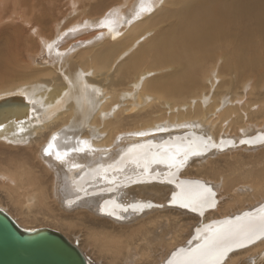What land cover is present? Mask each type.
I'll use <instances>...</instances> for the list:
<instances>
[{
    "label": "bare ground",
    "instance_id": "6f19581e",
    "mask_svg": "<svg viewBox=\"0 0 264 264\" xmlns=\"http://www.w3.org/2000/svg\"><path fill=\"white\" fill-rule=\"evenodd\" d=\"M45 1L0 0V21H14L0 30V100L28 105L0 123V154L16 149L0 156V191L30 228L59 231L92 264H166L200 243L197 228L264 205V142L241 143L264 132V0H95L93 25L75 23L79 12L49 37ZM193 137L216 147L179 171L157 162ZM78 140L92 150L59 163L55 152ZM172 172L210 185L215 207L201 214L172 203L177 185L158 182ZM105 201L152 206L109 205L113 216L101 211ZM69 227H80V242ZM225 264H264V241Z\"/></svg>",
    "mask_w": 264,
    "mask_h": 264
},
{
    "label": "snow or ice",
    "instance_id": "6c2138e0",
    "mask_svg": "<svg viewBox=\"0 0 264 264\" xmlns=\"http://www.w3.org/2000/svg\"><path fill=\"white\" fill-rule=\"evenodd\" d=\"M141 11H151L141 9ZM49 48L52 45L48 46ZM143 136L145 133H137ZM57 140V136L52 137V141L44 149L46 156L53 155V142ZM264 142V132L259 133L256 137L241 140V143ZM59 146L57 145V148ZM208 147H216L211 143V138L204 139L202 137H193L188 140L187 147L178 150L177 153L168 158L167 161H157L159 163H168L169 168H175L179 171L184 167L190 156H199ZM92 150L88 141L78 140L70 150L55 152V159L61 163H68L71 153H86ZM131 151V150H130ZM145 159L147 154L145 153ZM73 168H80L81 165L73 164ZM175 173H171V178H174ZM179 192L172 193V203H178L183 208H188L193 212L199 211L203 214L204 209L213 208L216 205V193L213 188L200 181H180L177 184ZM79 199V196H77ZM69 201L68 203H72ZM109 205H114L116 208H122L123 211L132 209L133 211L141 210L144 207H151L149 204L139 202L128 205L115 204L113 201H105L101 206V211H108ZM109 214H115V211ZM122 218V217H121ZM199 234L197 239L200 243L194 248H179L172 252L171 257L167 259L166 264H225L226 258L235 250L245 249L248 246L254 245L257 242L264 241V205L253 212H245L233 219H225L214 221L212 224L205 225L203 228H197Z\"/></svg>",
    "mask_w": 264,
    "mask_h": 264
},
{
    "label": "water",
    "instance_id": "95a60500",
    "mask_svg": "<svg viewBox=\"0 0 264 264\" xmlns=\"http://www.w3.org/2000/svg\"><path fill=\"white\" fill-rule=\"evenodd\" d=\"M15 99L17 98L12 97L0 100V123L9 121L11 119H20L26 114L28 110L27 103L16 102ZM139 147L143 148L145 146ZM155 174L156 176H153L152 173L148 176L158 181L161 176H159L157 173ZM170 176L171 174H169L167 178H163L158 182H165L171 184L172 186H175L180 181H198L194 179H182L177 175H175L174 178H171L170 180ZM176 189L179 190V188L177 187ZM176 206L183 208L178 203H176ZM112 211L113 210L111 209L110 212ZM209 224H212V222ZM194 237L195 234L190 236L189 240L191 239L192 241ZM187 242L189 243V241ZM0 264L92 263L88 260V258H86V256L82 254V252L76 247V245L70 242L59 231L49 227H22L17 224L16 221L6 211L0 208Z\"/></svg>",
    "mask_w": 264,
    "mask_h": 264
},
{
    "label": "rangeland",
    "instance_id": "374dc122",
    "mask_svg": "<svg viewBox=\"0 0 264 264\" xmlns=\"http://www.w3.org/2000/svg\"><path fill=\"white\" fill-rule=\"evenodd\" d=\"M47 1L48 2L45 1L44 2V5H43L44 6V11L47 13L44 16V19H45L46 23L48 24V26H50V30L47 31V37L51 36L52 34L56 36L57 34H60L63 31L67 30L69 28V26L71 25V22H72L71 21V18L73 16H75L79 12L82 13V15L80 17H77L78 19H76V22L75 23L82 22L84 24L93 25L94 22H95L94 19L99 16V15L96 16L93 13L95 11L94 10V6L95 5L93 6L95 0H55V1L54 0H47ZM85 12L88 13V15L90 16V18L85 17V16H87V14H85ZM84 14H85V16H84ZM53 20H56V22H59L58 25H55L54 23H52ZM123 20L125 22V19L124 18H123ZM68 21H71V22H70V24L67 27H65L64 25ZM13 22L14 21H11L10 19H6V20L0 21V30L2 28L5 29V27L7 28V26L14 25ZM53 27H55V28H53ZM153 32L155 33V31H153ZM153 32H150L149 34H152ZM47 37L42 36V38H44L46 41H52V39L50 40ZM34 38H36V32H34V34H33V31H32V34H30V39H34ZM215 73H217V72L215 71ZM216 77H217V79H215ZM220 80L221 79H220V77L217 74L214 75V80L211 83V85H209L208 92H210V93H211V91H214L215 92L216 87L218 86L217 82L219 83ZM209 82H211V79L209 80ZM210 88H211V90H210ZM213 95H214V93H213ZM213 95H211V96H213ZM205 96H207L208 99L212 102L213 97L211 98V96L209 95V93H206ZM227 97H228V95H227ZM227 97H226V99H227ZM209 100H207V101H209ZM210 101L208 103H211ZM228 101H229V97H228ZM235 101L236 102H240L239 100H235ZM237 146H239V145H237ZM3 150H4V154H0V156L5 157L6 160L12 159V157H13V156L9 155L8 152L13 151V150L16 151L15 148H13L12 150H10V149H3ZM15 151L12 152V153L15 154ZM6 201L7 200L5 199L4 194L1 193V191H0V203H2L3 205H5L6 208L10 209L11 214L12 215L14 214L15 216L14 215L13 216L14 217H17L16 218L17 220L20 219V217H21L20 214L17 213V212H15L12 209V207L9 206L8 202H6ZM20 221L19 222L22 224L21 225L22 227L25 225L24 227L30 228V226L34 225L33 223L31 224L28 220L23 219L22 217H21V220ZM65 229H63V230H65ZM64 232L67 233L68 236H70V239H72V238H79L78 239L79 242L81 241V230H80V227H69ZM80 246H81V248L86 253L87 252H88V254L89 253H91V254L93 253L92 252V249L90 248L89 245H87V244H82L81 245V243H80ZM94 256L95 255L92 254V257L93 258H94ZM96 260L100 264L102 262L104 263V261L100 260V258L99 259H96Z\"/></svg>",
    "mask_w": 264,
    "mask_h": 264
}]
</instances>
